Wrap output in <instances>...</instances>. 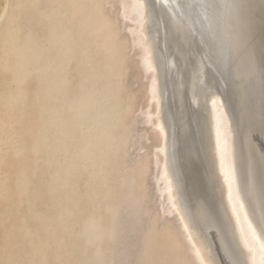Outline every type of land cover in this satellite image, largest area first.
<instances>
[{"label":"bare ground","instance_id":"1","mask_svg":"<svg viewBox=\"0 0 264 264\" xmlns=\"http://www.w3.org/2000/svg\"><path fill=\"white\" fill-rule=\"evenodd\" d=\"M23 1L0 0V106L39 104L14 152L43 171L48 248L68 241L74 264H264V0H243L251 70L235 47L234 0H125L129 47L113 39L104 0L51 1L27 26ZM135 47L148 81L141 122L128 117L124 84ZM137 122L157 144L131 162L150 139L143 130L134 141ZM150 164L160 219L149 218Z\"/></svg>","mask_w":264,"mask_h":264},{"label":"rangeland","instance_id":"2","mask_svg":"<svg viewBox=\"0 0 264 264\" xmlns=\"http://www.w3.org/2000/svg\"><path fill=\"white\" fill-rule=\"evenodd\" d=\"M51 1H54V0H31V3L29 5H27V2L25 3V1H23L24 4L22 3L23 14L21 16V21L24 22V24L27 23V24H25V26H27L28 23H33L34 21H36V19H38L39 12H46L47 10L54 7L55 4L50 3ZM121 1L123 3H121ZM121 1L120 0H110L109 1L110 3L107 4L106 0H104L103 2H105L104 4H106V5H105L104 10H103V13H104L103 15L107 16V17H105V16L104 17L107 18L108 20H110V24H112V26H113V34H112L113 39L115 41H118L121 45L123 43L122 47L124 45H127L129 47V45L131 46V43H132L131 42V36L128 33L125 26L127 23L130 24V22L127 21V19L122 16L123 15L122 13L125 12L127 2L125 0L124 1L121 0ZM100 3H101V0H100ZM119 3H121V4H119ZM107 5H108V8H107ZM23 25H22V30H25L26 27ZM118 50L121 51L122 48H118ZM138 52H139V48L135 47L134 50H132L131 52L128 53V57H127V64L128 65L127 66L129 67V70H128L129 73L127 74L128 76L126 75V78L124 80V84H125V81H127L126 84L128 86L125 85L126 88H125V86H124V88H125V93L128 95V96L127 95L126 96H127L128 103L130 104V110H131L128 117L129 118H133V117L136 118L137 117V120L138 119L140 120V119H142V116H140L141 111L145 110V108H146V99L145 98H146L148 81L144 77L145 74L143 73L142 67H139L141 65H139V61H138V60H140L139 56L137 55ZM120 80L122 81L121 78H120ZM0 83H2V82L0 81ZM28 96H29L30 100L28 99V97H26L25 107L23 109L22 114H21L22 107L19 104V100L15 101L16 103L14 102L13 105H7V104L2 105L1 104V106H0V132H4L6 134L15 133V135H12L10 137L11 139L7 142L8 146H6L7 144H5V145H3V143L0 144V153L2 154V160L0 161V186H1L0 187V218L2 219V220L0 219V264H25V263L26 264H29V263L30 264H74L73 261L70 260L69 258H67L66 254H65V253L70 252V249L72 247V244L70 242H69L70 243L69 245H68V241H65V243H63V244H58L59 242H57V244L54 246V243L51 240L50 241L51 248H48L50 239L48 238L49 237L48 236V230L46 227L45 220L43 218H44V216L47 217L48 214L53 213L54 204L51 202V199L47 195L46 190L42 187V185H43L42 183L44 181L42 169H39L38 165H35L33 162L28 163L29 160H27L25 158V154H24V157H22L23 156V154H22L18 158V156L16 157V154L14 152V146L17 145V143L21 144V142L23 143L24 140L26 141L28 138H30V136H32L33 130L31 129V127L36 123V118H33V117H35V113H36V111H34V110L38 109L39 104H38V102H36V99L33 98L32 95H28ZM33 102L35 103V106H34ZM29 104H30V106H29ZM131 104H133V106ZM36 105H37V107H36ZM31 106H34L36 108H33ZM29 107L32 109L29 110L28 109ZM32 110L34 111V113ZM31 112H32V114H30ZM8 117H9V119H8ZM32 118H33V120H32ZM9 122H11V123L9 124ZM139 122H141V120ZM139 122H137L138 124H136V126H135V128L137 127V129H135V130H137L136 131L137 137L135 138L134 141L138 142V140H139L138 134H140V133L143 134V132L145 133L147 130H148V133H149L148 135L150 136V139L149 140L144 139L142 141L141 145L143 146V149H141V150L137 149L136 150V148H134V149L132 148L130 154L133 155V153H134V155H133V157L132 156L129 157V160H131V162H132L133 158H134L133 160L136 161L139 159V156L142 157L144 155H148V154L150 155V153H152V151L155 150L154 145L157 144L156 141L154 140L153 134L151 133L152 131L149 130L150 125H148L149 127L147 126L149 129L148 128L146 129V126L143 125L142 123L140 124ZM141 131H143V132H141ZM150 133L152 134V136ZM24 134L26 135V137ZM16 135H18V137H16ZM22 136L24 138H27V139H24ZM137 138H138V140H137ZM3 146H5V147H3ZM27 148H28V146H27ZM8 157H10V158L14 157L13 159H15V160H12V158L10 159ZM137 157H138V159H137ZM18 159H20V160H18ZM22 159H23V161H22ZM8 161H9V163H7ZM18 161H20V163H18ZM12 162H14L15 164L14 163L10 164ZM30 164L32 167L30 166ZM133 164H130L127 167L125 164V167L127 168L128 171L134 167ZM132 165H133V167H132ZM5 166L6 167L9 166L8 167L9 169L6 168ZM3 167L5 169H2ZM19 168H21V169H19ZM152 168H153V164L149 168V172H148L149 175L147 174V177L149 178V176H151V178L147 181L148 178L146 177L147 179L144 180L146 183L145 187L147 188V193H149L148 196L150 199H152V200H150V202L152 201V203H153L152 204V203L148 202L147 206H150V204H151V206L155 205L154 208L150 206L151 212H150L149 218L150 219L151 218H157V219L159 218L160 219L161 217L159 215H157V213H160V207L157 204L158 203L157 202L158 197H157V193H156V185H154V187H153V183L154 184H156V183L153 179L155 176H153L154 171L152 170ZM1 169H2V171H1ZM10 169L15 174L17 173V176L14 173H12L11 171H8ZM3 170H7V171H3ZM23 174H24V180L22 178ZM32 174H34V175H32ZM1 175H2V177H1ZM9 175H10V177H9ZM17 178H18V180H17ZM14 180L15 181L17 180V181L15 182ZM24 181L26 184L24 183V185H22V186L24 187L26 185V188H27V185H29V187L31 188V195L29 198H27V189H24L23 187L19 188L17 186L19 182L23 183ZM5 188H7V189H5ZM153 188H154V191H152V194H151L152 196H151L149 191L153 190ZM2 191H3V193H2ZM153 195H155V196H153ZM3 197H5L6 199H4ZM155 199H156V201H155ZM6 201H7V203H6ZM26 208H27V210H26ZM9 215L11 217H9ZM6 216H7V218H6ZM26 216H28V217H26ZM12 217H14V218H12ZM8 219L11 221H9ZM6 220H7V222H5ZM17 220H18V222H17ZM2 221L5 223H3ZM10 222H12V223H10ZM164 222L165 221L163 218L162 221L160 222L162 224L159 223V225L163 226ZM27 224H29V228H30L29 232L27 230V226H28ZM1 225H3L4 227H2ZM7 225L8 226L10 225V226L8 228H6ZM148 225H149V223L147 224V226ZM12 227L15 228V230ZM38 227L40 228V230ZM42 227H43V229H42ZM161 227H160V229L158 228L159 231L157 232V234H158L157 237L159 238L157 240H158L159 244H162V243H160V241H161L162 235L164 234L163 229H161ZM9 230L12 232V234L10 233ZM42 230H43V232H42ZM136 231L137 230H135L134 232L136 233ZM58 235H56V239L58 238ZM5 236H6V238H5ZM14 238L17 239L18 241L16 242V240ZM22 238L24 240H22ZM170 239H172V238H170ZM15 242H16V244H15ZM17 244H18V247H17ZM23 245H26V246H23ZM44 245H46L45 248H44ZM168 245L169 244L167 242V246ZM6 246H7L8 250L6 249ZM41 246H42V248H41ZM19 247H20V250H19ZM56 247H58L59 251H61V253H62L61 256L57 260H55V258H54L55 257L54 250L56 249ZM26 250H27V253H26ZM44 250H46V251H44ZM50 250H51V252H50ZM8 251H10V252H8ZM6 253L8 254V256ZM9 254L11 256H9ZM13 254H14V256H13ZM14 257H15V259H13ZM30 258H31V260L33 258V261H31ZM124 259L125 260L129 259V260H127V264L131 263L130 261L132 258L124 257ZM35 260H37V261H35ZM172 261H173V259H172ZM34 262H37V263H34ZM170 264H172V262ZM191 264H193V263H191Z\"/></svg>","mask_w":264,"mask_h":264},{"label":"snow or ice","instance_id":"3","mask_svg":"<svg viewBox=\"0 0 264 264\" xmlns=\"http://www.w3.org/2000/svg\"><path fill=\"white\" fill-rule=\"evenodd\" d=\"M188 9L195 10L193 4L189 3L187 5ZM203 7V5H201ZM230 7L235 12V21L237 26V37L235 40V47L241 53L246 61V66L249 70L252 69L254 65V51L250 46V37L246 19V11L249 7L243 2V0H234ZM262 77H264V65H262Z\"/></svg>","mask_w":264,"mask_h":264},{"label":"water","instance_id":"4","mask_svg":"<svg viewBox=\"0 0 264 264\" xmlns=\"http://www.w3.org/2000/svg\"><path fill=\"white\" fill-rule=\"evenodd\" d=\"M223 99L225 100V97L222 95ZM250 132H254L253 128L248 129ZM251 135V134H250Z\"/></svg>","mask_w":264,"mask_h":264}]
</instances>
